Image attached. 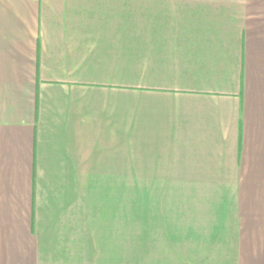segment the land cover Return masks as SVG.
I'll return each mask as SVG.
<instances>
[{
  "label": "crops",
  "instance_id": "1",
  "mask_svg": "<svg viewBox=\"0 0 264 264\" xmlns=\"http://www.w3.org/2000/svg\"><path fill=\"white\" fill-rule=\"evenodd\" d=\"M0 264H264V0H0Z\"/></svg>",
  "mask_w": 264,
  "mask_h": 264
},
{
  "label": "rangeland",
  "instance_id": "2",
  "mask_svg": "<svg viewBox=\"0 0 264 264\" xmlns=\"http://www.w3.org/2000/svg\"><path fill=\"white\" fill-rule=\"evenodd\" d=\"M129 180V179H128ZM130 198H133V195H128V200L130 199ZM132 244V243H131Z\"/></svg>",
  "mask_w": 264,
  "mask_h": 264
}]
</instances>
